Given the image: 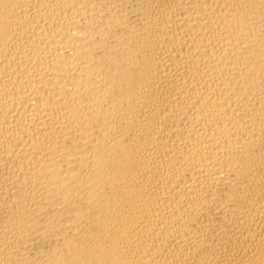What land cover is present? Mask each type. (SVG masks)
<instances>
[{"label": "bare ground", "instance_id": "1", "mask_svg": "<svg viewBox=\"0 0 264 264\" xmlns=\"http://www.w3.org/2000/svg\"><path fill=\"white\" fill-rule=\"evenodd\" d=\"M0 264H264V0H0Z\"/></svg>", "mask_w": 264, "mask_h": 264}]
</instances>
